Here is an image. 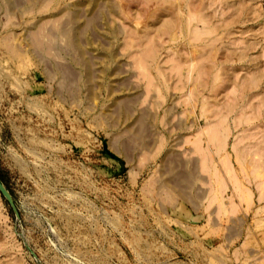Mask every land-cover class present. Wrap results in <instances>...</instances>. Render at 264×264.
<instances>
[{
    "label": "rangeland",
    "instance_id": "rangeland-1",
    "mask_svg": "<svg viewBox=\"0 0 264 264\" xmlns=\"http://www.w3.org/2000/svg\"><path fill=\"white\" fill-rule=\"evenodd\" d=\"M0 181V264H264V0H0Z\"/></svg>",
    "mask_w": 264,
    "mask_h": 264
},
{
    "label": "water",
    "instance_id": "water-1",
    "mask_svg": "<svg viewBox=\"0 0 264 264\" xmlns=\"http://www.w3.org/2000/svg\"><path fill=\"white\" fill-rule=\"evenodd\" d=\"M0 193L6 198L8 203L14 208L13 198L10 195V193L8 192V190L5 188V186L2 184L1 181H0Z\"/></svg>",
    "mask_w": 264,
    "mask_h": 264
}]
</instances>
